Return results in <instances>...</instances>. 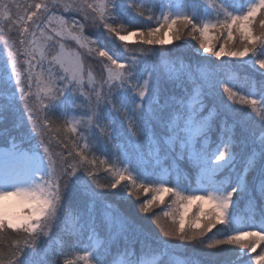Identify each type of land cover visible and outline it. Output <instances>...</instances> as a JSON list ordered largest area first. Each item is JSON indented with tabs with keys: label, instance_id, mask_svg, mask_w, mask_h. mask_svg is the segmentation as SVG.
Returning a JSON list of instances; mask_svg holds the SVG:
<instances>
[{
	"label": "snow or ice",
	"instance_id": "1",
	"mask_svg": "<svg viewBox=\"0 0 264 264\" xmlns=\"http://www.w3.org/2000/svg\"><path fill=\"white\" fill-rule=\"evenodd\" d=\"M0 144V264H264V0H0Z\"/></svg>",
	"mask_w": 264,
	"mask_h": 264
},
{
	"label": "trees",
	"instance_id": "2",
	"mask_svg": "<svg viewBox=\"0 0 264 264\" xmlns=\"http://www.w3.org/2000/svg\"><path fill=\"white\" fill-rule=\"evenodd\" d=\"M129 15L135 17V13L131 12L130 10H129ZM140 19H141V18L136 17V20H137V21H139ZM257 30H259L258 26H257ZM92 35H94V36H98L99 34L93 33ZM100 38H101V39H104V37H100ZM172 47H173V51H176L175 47H174V46H172ZM243 89H244V86L241 85V90H243ZM2 127H7V128H9V129H11V121L9 120V121L5 122V124L2 125ZM13 134H14V135H18V133H16V132H13ZM0 146H2V144H0ZM140 198H141L142 200H143V199H146V198H150V195H149L148 197H146V196L142 193L141 196H140ZM170 201H171V198L169 197V198L166 199V201H165V205H161L160 207L156 208L155 210H156L157 212H160L162 209H163V210H168V209H167V205L170 203ZM145 224L147 225V221H145ZM151 230H152V234L155 235L156 232H157V230L154 228V226H153V228H152ZM214 231H215V230H214Z\"/></svg>",
	"mask_w": 264,
	"mask_h": 264
}]
</instances>
